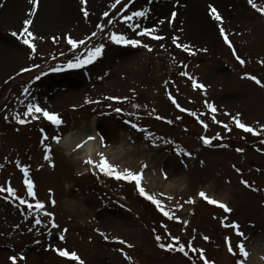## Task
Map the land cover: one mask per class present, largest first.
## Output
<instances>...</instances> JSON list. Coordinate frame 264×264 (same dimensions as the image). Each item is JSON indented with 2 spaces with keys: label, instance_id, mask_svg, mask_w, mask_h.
Wrapping results in <instances>:
<instances>
[{
  "label": "rangeland",
  "instance_id": "obj_1",
  "mask_svg": "<svg viewBox=\"0 0 264 264\" xmlns=\"http://www.w3.org/2000/svg\"><path fill=\"white\" fill-rule=\"evenodd\" d=\"M11 1L0 0V8L8 6ZM219 1L200 2L199 22L209 25L213 40L205 38L198 30L190 31L189 20L185 26L180 18L173 19L169 36H164L153 22L136 18L130 23H140L141 28H156V34L165 39L138 37L120 22L122 9L111 16L115 0L92 5L89 0L87 7L90 17L93 13L92 18L82 17V2L77 0V21L63 25H59L57 19L62 8L60 1L42 0L36 21L46 15L47 28L43 32L30 28L37 37L34 41L37 45L35 58L20 39L0 28L5 35L2 41L0 37V43L5 48L15 49L17 53L9 58L13 65L0 75V186L10 184L20 198L35 203L32 197L25 194L21 169L27 167L35 185L36 199L54 214L55 223L59 225V228H51L52 219L44 216L43 211L37 214L35 209H29L31 212L27 215L21 208L15 209L10 201L18 205L19 200L2 192L0 264H10L13 255L25 257L24 260L18 259L19 264H79L60 256L57 248L76 252L84 264H192L186 262L180 253L159 247L155 236L160 234L163 243H174L169 232L171 236L179 237L185 248L191 245V248L203 250L204 256L214 260L215 264H237L242 257L235 246L242 238L231 239L237 251V255H232L228 251L226 238L233 236L235 230L223 227L216 220L222 217L217 211L195 201L197 193L209 187L230 201V204L224 202L232 209L233 215L223 214L222 222L239 223L247 237L244 241L249 252L246 264H258V254L264 257V86L248 78L256 76L264 84V14L254 9L248 0ZM139 2L131 5L125 14H130L132 10H151L150 15L158 12L166 23L172 20L170 14L176 12L171 0L160 4L155 0ZM164 2L167 5L165 9ZM255 2L264 6V0ZM210 5L215 6L223 17L229 39L245 64H240L222 39L220 22L211 17ZM105 12L110 16L106 18ZM31 18L34 23L36 15ZM108 19H114L115 23L108 24L95 40L87 43L89 48L105 44L103 55L96 60L97 65L91 71V82H87L81 73L53 75L54 67L67 68V63L74 60L76 55H86L84 45L73 51L67 42L68 37L86 39L96 29L101 31L99 25L107 24ZM18 25L15 29L17 33L22 31L19 22ZM111 32L140 38L152 50L143 46L118 47L109 39ZM176 38H179L180 45L190 46L188 52L173 42ZM126 57L131 60L125 61ZM135 60L138 62L133 64ZM36 64L40 68H36ZM24 68H31L32 71L24 72ZM183 72L188 75H182ZM36 75H40V80L35 79ZM67 80L74 82L71 86H65ZM194 82L205 85L206 89L193 87ZM53 87L71 88V94L81 90L85 91V95L57 107L53 100L55 96L48 97L56 91ZM25 89L28 91L25 92ZM173 99L180 105L179 109L187 110L186 113L177 109ZM88 100L99 103H88ZM205 101L215 105V116L220 123L212 121L213 113ZM29 103L41 107L44 104L49 111L61 115L63 124L58 131L66 134L74 131L76 135H84L97 129L111 148L120 146L121 140L144 148V164L152 161L154 167L151 171L153 184H148L150 190L163 187L160 177L154 176L160 171L169 174L167 181H170L173 189L176 181L184 177L186 185L183 189L175 188L172 191L176 199L162 198L165 209L179 219L158 216L128 181H118L101 173L100 180L87 176L77 165V159L83 157L80 151L72 158L65 154L58 156V151L54 153L55 157H52V153L42 152L38 137L41 131L43 136H48L49 129L43 128L51 123L43 117L35 119L25 116ZM117 108L122 109V113L116 112ZM193 112L195 116L191 115ZM99 113L110 116L102 118L97 115ZM17 114L28 122L19 124L15 119ZM233 117H238L254 132L240 136ZM169 120L172 123H168ZM192 120H205L208 128L202 130ZM93 122L95 125L91 128ZM132 124L138 125V128H133ZM224 124H228L231 131L225 129ZM85 129L87 131H83ZM202 136L215 145L219 144L217 137L221 136L223 147L209 148L202 141ZM177 155H180L182 162ZM46 156L56 163L55 170L37 169L42 166ZM242 181H247L250 186H245ZM162 191L154 189V196L158 199L163 195ZM53 200L55 205L52 204ZM189 200L194 203L185 204ZM37 215L42 220L40 225L35 224ZM113 223L117 227L114 228ZM63 229H67V232H63ZM60 235L65 236L63 241L59 239ZM204 236L209 239L205 240ZM119 240L126 243L121 244ZM129 244L133 247H128ZM193 254L190 259L197 257L196 264H201L199 251Z\"/></svg>",
  "mask_w": 264,
  "mask_h": 264
},
{
  "label": "snow or ice",
  "instance_id": "obj_2",
  "mask_svg": "<svg viewBox=\"0 0 264 264\" xmlns=\"http://www.w3.org/2000/svg\"><path fill=\"white\" fill-rule=\"evenodd\" d=\"M30 2L33 4L34 10L28 14L29 18L25 19V21H24L25 26L22 27V31L19 33L13 32L12 35L14 37H17L18 39H20L24 45H27L29 47V49L31 50L32 57L35 58V54L37 52V45L34 43V41L37 39V37L33 34L32 31H30V28L33 24V19L31 17H34L38 13L39 7H40V0H30ZM81 2H82L83 16L85 18H88L90 15L88 7H87L89 0H81ZM248 3L251 4V6L254 9H257V11H259L261 14H264V6H259L255 2V0H248ZM134 4H135V0H130V3L128 2V0H115V3L112 4V8L114 10H117V6L118 5L120 6V8L122 9V12H120V15L122 17L120 22L124 23L129 29H131L132 32L135 33L136 36H138V37H151L154 40H164L165 39L164 36L156 34L157 33L156 28H147V27L141 28L140 23H130V22H133L136 18L145 17L147 15L146 10H132L130 12V14H125V13L129 12L131 5H134ZM209 7H210L211 17L214 20L220 22L219 31L223 35V39L228 44V46L231 48V50L235 53L236 49L233 46L232 41L229 39V33L225 30V28L223 26V17L221 16V14L219 13V11L216 9L215 6L210 5ZM104 15L106 18L110 16V14L108 12H105ZM175 16H176V13L173 12L172 18L174 19ZM113 23H115L114 19H108L107 24H100L99 27H100L101 31H103V29L108 24H113ZM163 23H164V21L161 20L160 24H163ZM137 29H140V30L137 31ZM96 35H97V33L95 31L92 32L91 36L88 37V40H91L92 37H94ZM109 39L112 43H114L116 45L133 46V47L143 46L144 48H148L149 51L152 50L148 44L142 43V41L140 39L132 38V37L125 35V34H118L117 32H111ZM178 39L179 38H176V40H174L173 42L177 43L178 47H183L185 52H188L190 46L186 45V44L180 45L178 43ZM67 42L71 46L73 51H75V49L80 48L81 45H84V48L86 51V55L84 53H81L80 55H76L74 60L69 61L67 63V68H69V69H80V68H84L87 65L93 64L99 57H101L103 55L104 49H105L104 43H101L97 46H93V47L89 48L87 45V42L84 39L76 40V39H73L71 36L68 37ZM204 51H207V49H205ZM236 59L240 62L241 65L245 64V60H243L239 55L236 56ZM262 63H264V61H262ZM35 67L40 68V65L36 64ZM62 70L63 69L60 67H54L52 69V71H56V72H59ZM23 71L24 72H31L32 69L31 68H24ZM44 75H47V73H44ZM182 75H188V73L183 72ZM40 78H41L40 75H36V77H35L36 80H40ZM189 78L191 79V77H189ZM248 78L255 81L258 85L264 86V84H262L261 80H259L256 76H249ZM193 87L200 88V89H206L205 85L200 84L198 82H194ZM27 91L28 90L25 89V92H27ZM108 99H119V98L108 97ZM124 99L127 100V97H125ZM87 102L88 103H94V102L99 103V101H92V100H88ZM172 102H173V104L176 105L177 108H180V105L176 102L175 99H173ZM205 103L207 104V106L211 110V112L213 113L212 121L215 123H220V121H217L216 116H215V113L217 111L215 105L208 104L207 101H205ZM115 111L121 112L122 109L117 108V109H115ZM181 111H187V110L181 108ZM37 114H39V115H37ZM24 115L29 116V117H33L35 119H40L41 117L46 118L51 124L56 125V126H59L63 123V120L61 119V117L59 116L58 113L51 112L48 109L41 107L39 104L29 103L27 105V111L24 113ZM191 115L195 116L196 113L193 112V113H191ZM15 119L17 120V122L19 124H25L28 122L27 120L21 118V116L19 114L16 115ZM197 119H199V117H197ZM233 120H234V123L236 124V126L243 129L245 132H249V133L254 132V129L246 126L244 123H241V121L238 117H233ZM127 123H131V122L127 121ZM168 123H172V121L169 120ZM200 123L203 124L205 129L208 128V124L204 123L203 120H201ZM131 126L133 128H138V125H136V124H132ZM223 127L225 129L231 131L228 124H224ZM139 130L144 131L143 129H139ZM256 134H259V133H256ZM44 138L48 139L47 136H45ZM53 139H55L57 143L60 142L59 136L53 137ZM88 139L93 140V139H95V137H89ZM101 140H103V137H101ZM203 141L205 144H211V142H212L208 138H203ZM81 146L82 145H78L77 147H81ZM238 151H242V149H238ZM187 155H191V154L188 153ZM99 156H100L99 161H93L91 158H89L85 161V163L92 165L94 168L98 169L104 175H106L108 177H112L118 181L124 180V181H128L130 183L134 182L135 185L137 186L139 194L141 196L145 197L146 199H148L149 201H151L163 213V215L165 217H168L169 219H179L178 217H176L174 215V213L165 210V206L161 203V201L159 199H157L154 195H151L146 191L145 187L142 185V179H143V172L142 171L141 172H133L130 169H123L122 170V169H120L119 165H114L113 163H111L109 161L108 157L105 156L103 152H101L99 154ZM45 159H50V157L46 156ZM144 167H147V165H145ZM21 170L23 172V182L26 185V189H27V196L32 197L34 199L35 203H29L27 200L20 198L17 195L16 189L11 187L10 184L7 187L0 186V192H6L10 196H12L13 198L18 199L21 205L27 204V208L28 209H35L37 211V214H39V212L43 211L44 216L52 219L51 228H53V229L59 228V225L57 223H55L54 214L50 211H47L46 205L43 202H41L39 199H36L37 193L35 191V185H34L33 181L31 180V178L29 177V169L27 167H24ZM237 171H239V169H237ZM165 178H167L166 174H165ZM242 183H244L245 186H250V185H248L247 181H242ZM199 195L204 200H206L209 204L219 206L221 209H223V211L225 213H231L232 212V209L228 206L227 203H222V202L217 201L214 198H210L205 192H200ZM188 203H194V201L189 200ZM52 204L55 205V200L52 201ZM35 224L36 225L42 224V220L39 218V215H37L35 217ZM164 227H165V229H167L166 225ZM224 227L233 228L235 230L236 234L242 238L241 241L239 242V244L235 246V249H238V254L242 257L241 259L237 260V264H246V259L249 256V252L247 251V249L245 247L244 241L247 239V237L245 236L244 232L241 231V227H240L239 223H232V222L224 223ZM62 231L67 232V229H63ZM49 234L51 235V232H49ZM168 235L174 243H168V244L160 243V241L162 240V237L160 235H157L155 237V239L158 242L159 247L162 249L166 248L168 251L180 252V253H183L185 256H188V252L185 251V245L180 243V238L171 236L170 232L168 233ZM59 239L61 241H63L65 239V236L60 235ZM105 239H108V237L105 236ZM204 239L208 240L209 237L204 236ZM226 240H227L228 251L232 255H237V251L234 250V246L231 242V238L227 237ZM118 242L121 244L126 243L124 240H119ZM128 247H133V245L129 244ZM191 250L193 252L199 251L201 259L203 260V264H214V262L208 261L206 256H204L203 250H197L196 248H192ZM56 251L58 252V254L60 256L65 257L70 261H78L79 264H84V261L74 251H69L68 249L61 250L59 248H57ZM121 251H123V250H121ZM18 259L24 260L25 257L20 256L18 258L17 256L13 255L10 257L11 264H18Z\"/></svg>",
  "mask_w": 264,
  "mask_h": 264
},
{
  "label": "bare ground",
  "instance_id": "obj_3",
  "mask_svg": "<svg viewBox=\"0 0 264 264\" xmlns=\"http://www.w3.org/2000/svg\"><path fill=\"white\" fill-rule=\"evenodd\" d=\"M42 0H40L41 3ZM47 1V0H45ZM59 5L62 6L59 14L57 15V19H59L58 22L59 25H63L66 24L68 22H72L73 20L78 19L79 15L76 12L75 9V4L77 3V0H67V2L63 1V0H59ZM91 1V5L95 4V3H99V4H104L106 0H90ZM219 1V0H218ZM224 1V0H221ZM219 1V2H221ZM201 0H185L184 1V5H186V7L183 9L182 14L180 15V19L182 20L181 23H183V25L186 26L187 24V20H189V28L190 31L191 30H198V33H202L203 36L205 38H208L210 40H213L212 38V31L209 27V25H207L206 23H200V7H201ZM33 4H30V0H12L8 6L4 7L2 10H0V14L2 15V17L0 18V28H4L6 29V31L8 30L10 34H12L13 32H15L16 26L18 25V22L20 23V26L24 27L25 25H23V20L28 18V14L27 12L32 9H30V7ZM167 5H164V9L166 8ZM24 8V10H23ZM40 11V10H39ZM39 11L36 14V18L35 21L37 20L38 16H39ZM52 19H54L53 14L51 15ZM84 17V16H82ZM81 17V18H82ZM93 17V13L92 16L89 18ZM162 16L161 14H159L158 12H155L153 14V16L151 17L152 21H156L155 24L157 25V29H159L165 36H169V33H171V29H170V21L167 23H163V24H159V21L161 20ZM209 18V17H208ZM55 19V21L57 20ZM80 19V18H79ZM210 19V18H209ZM48 17L46 15H42L38 22L34 21V23L31 26V29H35L37 28L40 32H43L46 27V23H47ZM81 25H84V21L81 19L80 21ZM210 24H212V22H210ZM199 26V28H198ZM198 28V29H197ZM22 30V29H21ZM20 30V31H21ZM96 32H99L96 30ZM0 37H1V41L3 40V38L5 37V35L0 32ZM210 43V42H209ZM16 50L10 47L5 48L3 46L2 43H0V75L2 74V72L5 71L6 68L11 67L13 65V63H11V61L9 60V58H11V56L16 55ZM131 60V58L126 57L125 61H129ZM138 61H132L133 64L137 63ZM72 80H67V83L65 86L68 85H72ZM58 83H56L55 86H57ZM63 87H60L59 89L57 88L56 91L54 93L51 94V97L55 96V98L53 99L55 101V105L56 106H60L62 104H64L65 102H73L76 98L79 97H83L84 94H81L80 91H77L75 94H71L72 89L67 88V89H62ZM68 91V92H67ZM65 92V93H64ZM91 128H94V124L92 125ZM90 134H93L92 132H88ZM88 136H93V135H89ZM82 136H74L73 138H66L63 141V144L61 145V147H59L57 149L58 151V155H63L64 151H68L69 154H72L73 152L71 151V146L73 144H77L78 141L81 139ZM72 144V145H71ZM120 146H118L117 148H113L112 150H109V161L111 163H116L117 165L120 166V168L123 169H130L132 171H136L138 169V166L140 165V161L141 158L146 157V155H144V153H142V149L141 147L138 146H131L128 143H125L124 140H121L119 142ZM87 150V152L89 153L90 157L92 159H94V155H99L102 151L100 149V146L91 143L89 145H87L85 147ZM122 149V150H121ZM84 150V151H85ZM118 150V151H116ZM141 153V154H140ZM135 154V156H133ZM138 154H140V157H137ZM100 157V156H99ZM87 158V156L85 157V159ZM81 160V159H80ZM78 160V161H80ZM74 161H76V159H74ZM94 161V160H93ZM81 163V161H80ZM90 168L92 170L95 171V168L90 165ZM149 173H147V177L145 178V181H147L149 179ZM160 183H162V185L164 187H162V189L164 191H171L172 190H176L177 188L179 189H183V186L186 185V180L184 179V177L178 179L177 185H176V189H173L171 184L169 182L164 183L162 181V179L160 178ZM207 190L212 194L215 195L214 197L223 200L225 202H228L230 204V201L219 194H216L217 192L214 191L212 188H207ZM218 195V196H217ZM109 222H113V220L108 219ZM116 225V224H115ZM113 223L114 228L117 227L115 226ZM34 260H36L35 257H33ZM258 264H264V257L263 255H259L258 254Z\"/></svg>",
  "mask_w": 264,
  "mask_h": 264
}]
</instances>
